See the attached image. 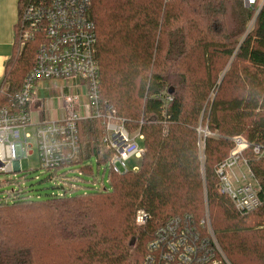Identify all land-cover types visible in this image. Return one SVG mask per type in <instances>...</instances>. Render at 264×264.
I'll return each instance as SVG.
<instances>
[{
    "label": "trees",
    "instance_id": "16d2710c",
    "mask_svg": "<svg viewBox=\"0 0 264 264\" xmlns=\"http://www.w3.org/2000/svg\"><path fill=\"white\" fill-rule=\"evenodd\" d=\"M92 14L101 95L130 132L144 135L140 167L113 174L107 191L0 199V264H144L161 224L175 215L201 219L206 203L231 263L264 264V152L252 149L264 148V0H92ZM18 32L17 23L0 110L35 63L38 42L20 48ZM202 126L216 135L201 153ZM79 129L83 160L111 156L99 121H81ZM236 136L251 144L242 156L263 200L247 214L218 191L216 169ZM140 209L150 215L143 225ZM254 214L262 220L237 230Z\"/></svg>",
    "mask_w": 264,
    "mask_h": 264
},
{
    "label": "built area",
    "instance_id": "2783aa9c",
    "mask_svg": "<svg viewBox=\"0 0 264 264\" xmlns=\"http://www.w3.org/2000/svg\"><path fill=\"white\" fill-rule=\"evenodd\" d=\"M255 2L247 0L248 5ZM18 25L20 48L30 41H37L38 48L34 66L25 76L20 90L8 94L10 104L0 110V173L22 171L21 161L33 153L34 147L41 168L51 171L49 179L58 188L51 197L73 195L81 189L78 184L84 181L85 174L79 124L84 120H96L103 127L102 142L111 156L105 161L102 156H95L99 164L95 182L101 177L98 191H107L110 189L105 185L108 170L109 183L113 174L137 171L139 165L131 169L128 164L133 158L141 160L145 147L138 143L144 140L141 131L130 132L126 118L102 98L92 0H24ZM45 80L66 81L67 91L60 96L64 116L33 122L32 104L43 110V98L36 95L38 83ZM164 98L166 102L172 100L170 95ZM200 134L206 137L212 133L200 129ZM233 141L229 156L216 169L218 191L231 200L238 212L247 214L260 207L263 200L258 181L242 156L243 150L251 144L241 136L234 137ZM252 147L255 155H263L264 148L260 144L254 143ZM100 163L108 167L102 169ZM241 165L248 166L257 186L246 181L245 175L239 177L234 172V167L241 168ZM89 168L94 175L92 163ZM24 196L32 199L26 189L14 187L7 192L8 198L4 201L12 202ZM149 218L144 210L137 212L139 225ZM144 264L230 263L216 241L208 215L196 219L191 214H183L170 217L155 230L146 247Z\"/></svg>",
    "mask_w": 264,
    "mask_h": 264
},
{
    "label": "rangeland",
    "instance_id": "374dc122",
    "mask_svg": "<svg viewBox=\"0 0 264 264\" xmlns=\"http://www.w3.org/2000/svg\"><path fill=\"white\" fill-rule=\"evenodd\" d=\"M22 1L23 0H0V23L4 22V20L6 19V17H9L11 15V17L14 16L15 18V25L18 23L19 20V12H20V5H22ZM229 67V65H228ZM227 67V68H228ZM223 74H221L222 77ZM45 83L44 89L43 91L47 93L51 96L49 97L51 99V101L53 102V106L55 107V109H59V107L62 105L61 102V98L60 96H62L66 91L67 88L64 87V85H66V81L63 80H56V81H52L49 84ZM45 89H47L45 91ZM51 102V103H52ZM48 104V103H47ZM50 105V104H49ZM47 105V106H49ZM42 119V115L41 113H33L32 114V120L33 122H38ZM200 129H208L207 126H202L199 127V148L201 150V153L203 152V148L205 145V135L204 134H200ZM208 131H210L208 129ZM212 134L208 135V136H214L216 135V133H213L212 131H210ZM138 143L141 146L143 145L142 141L138 140ZM33 149V153L30 154L27 158L22 159L21 161V165H22V171L17 172V173H0V199H5L7 192H10L12 190V188H23L26 189L27 194H29L32 198V200H47L51 198V193L53 191H57L58 188H56V183L52 180L49 179L50 175H51V171H44L41 168L38 156H37V151L36 148H32ZM92 163V166L94 168L95 174L91 175V173L89 174H84V176L82 177L84 179L83 182H81L80 184H78L81 189L75 193H73V195H79L82 193H92L95 191H98V189H100L101 187V177H98L99 181L95 182V177L97 176V171H98V163L96 160V157L93 156L89 159H85L84 163H83V167L85 168H89V165ZM141 164V160H137L135 158L131 159L129 161V168H133L137 165L140 166ZM102 169H104L105 167H108V165H102L100 163ZM81 166V165H80ZM234 172L241 177L242 175L246 176V181H250L253 185L257 186V182L254 178L251 177V173L250 170L248 168L247 165H241V168L238 167H234ZM231 170H229V174H231ZM109 170L106 174L105 177V185L110 188L111 184L108 182V174ZM102 174V170L100 169V175ZM36 176H39V179L36 178ZM235 185V183H234ZM39 196V198H37ZM8 198V197H6ZM8 200V199H7ZM143 210V209H140ZM139 211V210H138ZM145 211V210H144ZM146 212V211H145ZM148 213V212H146ZM137 215V214H136ZM208 215L209 219H210V224L212 227V230L214 232L216 241L219 245V247L221 248L223 255L225 257V259L230 263L231 261L227 258L218 238L217 235L213 229L212 226V219L210 216V210H209V206L206 203L205 205V213L203 214V217H206ZM150 219V218H149ZM262 220V215H250L248 216V218H244V224H240L242 227H239L237 230H240L242 232H247L249 231L250 227H253V225L255 223H258ZM137 222V221H136ZM147 223V222H146ZM145 223V224H146ZM138 224V223H137ZM264 226V225H263ZM46 259V258H45Z\"/></svg>",
    "mask_w": 264,
    "mask_h": 264
},
{
    "label": "crops",
    "instance_id": "0c3cea01",
    "mask_svg": "<svg viewBox=\"0 0 264 264\" xmlns=\"http://www.w3.org/2000/svg\"><path fill=\"white\" fill-rule=\"evenodd\" d=\"M14 24H15V18L14 16L11 17V15L9 17H6L4 22L0 23V81L4 77L7 63L11 59L14 50L13 48L15 41ZM52 81L55 80H45L38 83L37 85L36 96L43 98V103H42L43 110L41 111L40 109L37 108L36 105H34V103L32 104V108H33L32 114L41 113L42 119L45 120L61 119L64 116V112L61 109V106L59 107V109H55V107L52 105L53 102L49 98L51 96L47 93L46 91L47 89H45L46 93L43 91L45 83L49 84Z\"/></svg>",
    "mask_w": 264,
    "mask_h": 264
}]
</instances>
